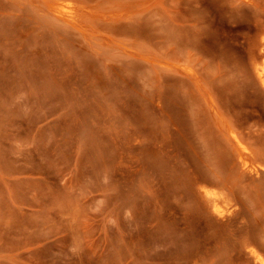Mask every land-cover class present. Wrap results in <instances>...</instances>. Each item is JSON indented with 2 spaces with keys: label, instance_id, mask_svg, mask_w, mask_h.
<instances>
[{
  "label": "rangeland",
  "instance_id": "374dc122",
  "mask_svg": "<svg viewBox=\"0 0 264 264\" xmlns=\"http://www.w3.org/2000/svg\"><path fill=\"white\" fill-rule=\"evenodd\" d=\"M262 41L264 0H0V264H264Z\"/></svg>",
  "mask_w": 264,
  "mask_h": 264
},
{
  "label": "bare ground",
  "instance_id": "6f19581e",
  "mask_svg": "<svg viewBox=\"0 0 264 264\" xmlns=\"http://www.w3.org/2000/svg\"><path fill=\"white\" fill-rule=\"evenodd\" d=\"M262 42H264V41H262ZM261 42V44H262V49L264 48V43H262ZM262 56L264 55L263 53L261 54ZM255 70H256V74H257V77L260 79V81L264 84V63L263 64H261V63H256V67H255ZM232 132H231V134H232V137H233V139L235 140V142L237 143V145H238V147L240 148V150H242L241 152H240V155H239V159H240V161H241V165L242 166H244L245 168H247V169H249L251 172H259V170H260V168H264V156H262L263 157V160H262V162L263 163H261V165H257L258 163H259V161L262 159H258L257 158V160H259L258 161V163L257 164H255L257 161L256 160H254L255 158H253V160H252V157H251V155L250 154H248V153H246V151H247V149L248 148H246L245 146H244V143L241 141V138H239L238 137V135H236L235 133H234V131L233 130H231ZM261 138V137H260ZM263 138H264V134H263ZM259 142L261 141V140H258ZM258 142V143H259ZM262 142H263V144H264V141H263V139H262ZM258 145V144H257ZM256 145V152H254L253 154L255 155V153H258L259 154V156H260V152H257V150H258V148H260V146H261V148L259 149V150H262V149H264V148H262V145L260 144V146L258 147ZM264 146V145H263ZM258 150V151H259ZM263 151V150H262ZM253 152V151H252ZM264 152V151H263ZM262 152V153H263ZM253 155V156H254ZM259 156H257V157H259ZM253 161H256V162H253ZM204 187V186H203ZM204 191H205V195L204 196H206V198L211 202V204H212V206H213V208H214V211L217 213V214H219V215H224L225 214V210L221 207V204H220V202L221 201H219V198H218V195H217V193L216 192H214V191H212L210 188H207V187H204ZM221 194H223V192L221 193ZM223 197H226V196H223ZM223 197H222V199H223ZM221 199V200H222ZM250 251H251V253L256 257V258H260V259H262L261 258V254H260V252L256 249V248H251L250 249Z\"/></svg>",
  "mask_w": 264,
  "mask_h": 264
}]
</instances>
